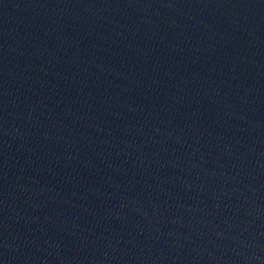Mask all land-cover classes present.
<instances>
[{
    "label": "water",
    "instance_id": "95a60500",
    "mask_svg": "<svg viewBox=\"0 0 264 264\" xmlns=\"http://www.w3.org/2000/svg\"><path fill=\"white\" fill-rule=\"evenodd\" d=\"M0 264H264V0H0Z\"/></svg>",
    "mask_w": 264,
    "mask_h": 264
}]
</instances>
